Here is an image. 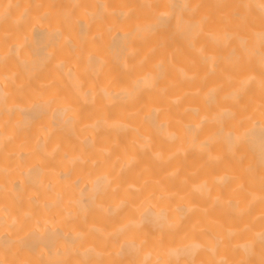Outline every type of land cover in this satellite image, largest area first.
Returning <instances> with one entry per match:
<instances>
[{
  "label": "bare ground",
  "instance_id": "obj_1",
  "mask_svg": "<svg viewBox=\"0 0 264 264\" xmlns=\"http://www.w3.org/2000/svg\"><path fill=\"white\" fill-rule=\"evenodd\" d=\"M0 264H264V0H0Z\"/></svg>",
  "mask_w": 264,
  "mask_h": 264
}]
</instances>
